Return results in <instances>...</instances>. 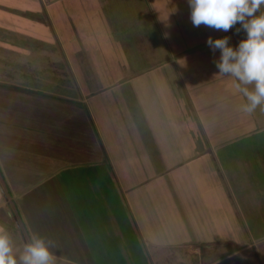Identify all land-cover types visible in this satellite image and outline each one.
Returning a JSON list of instances; mask_svg holds the SVG:
<instances>
[{"label":"rangeland","instance_id":"1","mask_svg":"<svg viewBox=\"0 0 264 264\" xmlns=\"http://www.w3.org/2000/svg\"><path fill=\"white\" fill-rule=\"evenodd\" d=\"M260 11L264 12V7ZM190 12L187 0H0V81L10 85L13 91L17 90L16 84L29 86L17 81L52 91L48 86L64 78L62 83L84 86L86 93L89 83H93V89H106L107 94L100 100L104 109L90 108L95 116L78 100L74 102L84 119L81 124L87 131L91 130V140L109 148L108 145L119 140L117 136L116 140L114 138L116 131L123 135L120 141H124L126 129H137L138 138H133L132 142L143 141L148 150L144 155L130 154V161H123L119 152L114 158L109 156L112 144L107 154L102 145H95L97 156L109 158L103 167L95 165L86 171L79 168L82 163L76 161L72 169L66 167L59 177L70 203L79 206L77 196L83 194L86 196L83 204L96 213V219L79 222L89 242L87 262L208 264L212 261L224 264L228 260L235 263L246 260V264H253L256 260L257 264H264V111L259 107L251 114L241 110L246 99L236 92L233 77L217 75L214 61L219 59L220 51L213 52L206 43L209 36L213 39L228 36L229 45L235 48L246 39V33L242 29L237 32L241 28L239 23L228 32L203 24L195 27ZM28 51L37 56L48 52L47 59L43 55L38 59L33 56L38 62L33 64H39L37 72L25 64L29 59L23 54ZM44 64L56 65V69H62V75L49 74ZM21 72L27 74L20 75ZM142 74L145 80H139ZM40 77L44 79L39 80ZM46 79L48 83L43 81ZM154 81L158 86L151 84ZM143 84L147 87L143 93L145 107L139 105ZM158 100L161 106L156 116L153 108L159 106ZM122 103L130 110L128 116L118 110ZM107 107L118 110L115 116H110L112 136L105 127L109 125L105 122ZM147 116L156 120L149 122ZM170 119L176 122L175 131L181 138L175 139L172 135L160 141L167 146L178 141L191 143V156L196 155L189 164L166 174L164 187L151 185L140 194L139 188L143 186L138 187V183L160 173L165 166L163 158L151 150L154 139H148L143 129L164 131ZM204 127L208 129V136ZM170 129L175 128L165 131ZM69 132H62L63 140L55 144L54 140L43 136L38 141L34 133L21 139L23 141L18 139L20 143L15 153L11 151L7 167L12 180L24 181L25 190L29 189V181H32L31 186L42 182L43 190L49 179L43 181L47 172L62 164L59 158L64 151L72 152L70 147L77 145L73 144L77 138L70 139ZM3 141L7 144L3 148H15L9 145V139ZM82 141L87 147L92 144L87 138ZM126 142L127 147L129 139ZM136 144L130 146L137 149ZM32 149L39 153H31ZM144 157L147 162L139 161ZM63 160L67 166V160ZM0 172H3L1 168ZM0 177L7 194H11L4 178ZM172 178L177 179V187ZM95 179H98L97 185H93ZM127 185L137 188L135 195L130 193L128 199L124 195ZM3 191L0 187V194ZM53 196L55 194L51 193L50 197ZM182 200L186 206L182 205ZM22 203L25 206L24 200ZM53 203L41 200L31 205L29 200L27 202L29 207L33 206L32 216H36L32 217L34 229L46 240L55 239V233L65 230L62 222L59 226L53 224L60 210L59 206V209L52 207ZM11 204L15 208V201ZM95 205L97 212L93 209ZM29 207H25L27 211ZM137 207L140 210L135 215ZM70 208L73 210V206ZM77 212L80 215L79 208ZM200 214L206 217L201 220ZM24 215L22 211L20 216L24 218ZM1 225L10 233L19 259L24 244L30 241L25 224L20 226L16 218L13 220L9 213H4ZM197 225L201 226V233H191ZM207 226L213 231L205 234L203 227ZM201 235L207 236L210 242L200 240ZM234 252L239 255L233 256Z\"/></svg>","mask_w":264,"mask_h":264},{"label":"crops","instance_id":"2","mask_svg":"<svg viewBox=\"0 0 264 264\" xmlns=\"http://www.w3.org/2000/svg\"><path fill=\"white\" fill-rule=\"evenodd\" d=\"M22 54H23V52H22ZM42 55L46 56V59H47L48 52L37 56L35 54L31 55V53L28 51L27 54H23L25 59H29V61L25 62V64H27V67L31 66L34 70L36 69V72H37L39 64H33V62L35 61L36 63H38L36 59L40 58ZM33 56H37L36 59L33 58ZM30 58H32V60H30ZM44 60H45V58H44ZM22 65H24V64H22ZM44 68L48 69V66L46 64H44ZM36 72H35V74H36ZM21 74H27V73L21 72L20 75ZM144 77H145V75L142 74V76H140L139 80H145V79H143ZM42 79H44V78L40 77L39 80H42ZM43 81L45 83L46 82L48 83V79L43 80ZM57 82H58V85L54 84V85H50V87L48 86V89H51L52 91H44L38 85H32V84H29V83L23 82V81H17L16 83L28 84L29 86H26V85L20 86V85L16 84L17 90L13 91L10 89V85H6V83L0 81V168L3 171L0 173H1L2 177L4 178L6 185L9 186V188H10L9 191L11 193L8 195L6 192L3 191L4 193L0 194V225L2 224L3 214L9 213L10 217L13 220H15V218L17 220V218L20 217V219L22 221H24V224L26 227V233L29 234L30 239L34 234L39 235V236L46 239V237H44V235H42V234L40 235L34 229L35 223H34V219L32 217H36V216H32L33 215V206L29 207L27 202L29 200L31 202V205H34L41 200H45L47 204L54 202L51 206L52 207L56 206V209H59V207H60V210L55 215L56 221L53 224H55L56 226H59V224L62 222L63 223L62 229H65L64 231L62 230L63 232L55 233L56 238L51 239L56 244V248L53 249V251L55 252V254L58 257V264H90V263L94 264V262H90V261L87 262V258H88L87 257V255H88L87 250H89V245H88L89 242L86 240L87 236L85 235V230L83 229V231H82L83 226L81 227L79 222H80V220H83V219L84 220H90V219L93 220V218L96 219V217H95L96 213H94L93 210L90 209V206L88 207L87 204H83L84 200L86 199V196H84L83 194H79V197L77 196L79 206L75 207L72 202H71L72 203V205H71V203L69 202L70 196L68 194H65L62 187L60 186L61 180H59V177L60 178L62 177L61 174L64 171H66V169H65L66 167L69 169H72L74 167L76 161L79 162L80 165L82 163V165L79 168H81V169L83 168L86 171H90V169L93 168L92 166L100 165L103 167V164L107 163L106 160L109 159L108 157L101 158V157L97 156L98 151H97V147L95 145H97V146L102 145V147H103V144L101 142L99 144L98 142H96L97 140H91V139H93V135L91 134V130L87 131L85 125L81 124V122L84 119L81 118V115H80L81 110H78L80 107H78V108L75 107V103L79 102V104L82 103V106L84 107V109H88V108L90 109L91 107H98V108L104 109L105 105L102 102H100V100L102 101V97L104 94H107V91H106V89H96V88L93 89L92 88L93 83L92 84L89 83L88 84L89 87L87 85V88H86L88 90V92L86 93V92H84L85 87L82 85H81L82 88H80V87H77V85H75V84H71L69 86L68 85L69 83L68 84L67 83H59V81H57ZM74 83H76V81H74ZM151 84L158 86L155 81ZM52 87H54V89H52ZM142 87H143V89H140L139 105L141 107L142 106L145 107L146 106V98L143 96V93H145L147 87L145 86V84H143ZM154 90H156V88H154ZM8 91H10V92H8ZM81 91L83 92V94H81ZM86 104H87V106H86ZM105 104L108 105L107 102H105ZM158 104H159V106L157 108H153V110L155 111L154 113H156L154 115H156V116H158V114H159L158 109L161 106L160 100H158ZM201 105H203V103ZM107 108H108V110L106 111L105 122L109 123V125L105 124V127L107 126L106 127L107 129L106 128L105 129L107 131H109L111 136H112L113 126L111 124V119H110L111 117L110 116L114 115L115 110L117 112H118V110L123 111L124 114H126V116H128L130 110L128 109L127 106H123V103H122V108L118 109V110L115 108L113 109L112 107H107ZM108 111H110V112H108ZM76 112H77V115L75 114ZM90 113L94 115V113H92L91 109H90ZM147 118H148V121L149 122L152 121V123L156 120V118H154L152 116H147ZM77 121H79V122H77ZM170 126L175 128V129H170L169 131L168 130L165 131L166 128H171ZM68 129L70 130V132ZM165 129H164V131H154V130H150L147 128L143 129V131H146V137H148V139H151V140L154 139L153 143L151 144L152 145L151 150L153 152L157 153L158 155H160L161 158H163V162H164L165 166H164V168L163 167L161 168L160 173H158V172H157V174L154 173V174H152V176H148L144 180L139 179V181L142 180V181H140V183H142V184L138 183V187L143 186V188H139V189H141L140 194H142L144 192V190H146V188L151 186V185H153L152 187H155V188L158 186L164 187V183L166 182L164 176L166 174H168L169 172H171L173 170H176L178 166L183 167L184 165L189 164L192 161V159L194 158L195 153L191 156V149H192V145L190 146L191 143H184V142L178 141V142H176L178 144H173L172 146H167V144L162 143L160 141V139H167V138L172 137V135H174L175 139L181 138L180 134L177 131H175L177 129L176 122L174 120L170 119L168 122V126L165 127ZM47 130H48V132H47ZM72 130L74 131V133L72 132ZM76 130H78L79 133L78 132L76 133ZM126 130H127L126 135L128 134V137H126V135H125L124 141H120V139L123 137V135L121 134L122 135L121 136L116 131V133L113 135H114L115 140H116L115 136L119 137V140L117 139L116 140L117 142L115 141V142L111 143L113 146L112 149L110 148L111 144L108 145L109 148L103 147L104 150L106 149L104 152L109 151L110 149L113 150L112 152H111V150L109 151V153H110L109 156L112 158L116 157L115 155L119 152L118 154L121 153V160H123V161L124 160L130 161L129 160L130 154H135V155L136 154H142V155H144V154L148 153L147 147L143 143V141H142V143L139 140L134 142L135 144L137 142V144H136L138 146L137 149L130 146V145L135 146V144L132 142V139L138 138L136 134H138L139 131H137V129L135 130V129H131V128L126 129ZM207 130L208 129H206V127H204V132H205L206 136H208ZM64 131L70 133V139L72 138V136H74V138H77L76 142L73 143V144L77 143V145H72L70 147L73 149L72 152L70 150L64 151V153H62V155L59 158V162L61 161L62 164L56 165L55 168H51V170L47 172L43 181L47 178H49V179H48L46 185L43 186V190L40 188L42 182L40 184H34L33 186H31L32 181H29V189H26V190L24 188V181H20L21 179L20 180L17 179L20 182L15 183L14 180H12V177H10V174L8 172L7 167H9V164H10L9 160H10V155L12 154L11 151H13L15 153L17 150V148H16L17 143H20V141H23L24 139L28 138V135H30L32 133H34V136L38 137L37 138L38 141H39V138H41L43 136V137L49 138V140H54V144H55V141H56V143H59V142H61V140H63L62 132H64ZM41 132H42V134H44L46 132L48 134L47 135H41ZM80 134H81V136H80ZM2 135H4V136H2ZM111 136H110V138H111ZM192 136H194V135L192 134ZM5 138L9 139V143H10L9 145H13V146H15V148H11V147L3 148L4 146L7 145L6 141H3ZM30 138H33V137H30ZM84 138L85 139L87 138L92 143L89 145V147H87V145L83 144L82 140ZM18 139H20V141H17ZM21 139H23V140H21ZM127 139H129V146L126 147V144L128 145V143L126 142ZM1 141H3L2 144H1ZM125 142H126V144H125ZM122 144L125 146H122ZM82 145H84V146H82ZM130 147L133 149H136L137 152L132 151V149L130 150ZM6 149H7V151H6ZM99 150H100L99 153H102V149L99 148ZM3 151H6V153H4ZM56 151L58 152V154L60 153V150H56ZM31 153L36 154L39 152L35 151V149L34 150L32 149ZM196 153H198V152H196ZM106 154H107V152H106ZM172 154H173V157H171ZM176 154H178L177 157H175ZM23 159L28 160L27 158H23ZM63 159L67 160V163H68L67 166H65ZM142 160H143V162H147L146 157L139 159V161H142ZM31 168L32 167H30L27 170L28 180H30L29 178L31 177V174H30ZM88 175H90L89 172H88ZM108 180H109L108 183H111L110 182L111 179H108ZM172 180L174 182L173 185L174 186L176 185V187H177V179L172 178ZM100 181L101 180H99V182ZM93 182H94L93 185H97L98 179L93 180ZM0 184L2 185L1 181H0ZM129 185L132 186L133 184H129ZM121 191H123V189H121ZM136 191H137L136 187L132 188V187H129L127 185L124 188V195L128 199V197L130 196V193L135 195ZM51 193L55 194V196H53L52 198L50 197ZM145 193H146V191H145ZM30 194H33V195L30 196ZM42 195H45V196H42ZM28 196H30V197H28ZM94 197H96V196H94ZM23 200L25 201V206L22 203ZM12 201H15L17 207L16 206H15V208L11 207ZM56 202H57V204L55 205ZM89 202H90V200H89ZM126 202L129 203V201H127V200H126ZM142 202H143V200L141 201V203ZM184 202L185 201L182 200L181 203H182V205L186 206V203H184ZM204 202L205 201L203 200L202 205H204ZM198 203H199V205H197V209H198V211H200L201 210V206H200L201 202H199V200H198ZM18 205H19V207H18ZM72 206H73V210H72V208H70ZM25 207H29V211L31 209L32 213L27 211V209ZM68 207L70 209L66 210V208H68ZM78 208L80 209V215L77 212ZM93 209H95L94 211L97 212L96 205L94 206ZM138 210H140V209L137 207V213H135V212H133V213L135 215L138 214L139 213ZM22 211L25 212L24 218L22 216H20ZM17 212H19L20 214L18 213L19 214L18 215ZM156 216L159 217L160 215H156ZM121 217H122V214H121ZM198 217L202 220L206 216L204 214H200V215H198ZM55 218H50V219H55ZM36 224H40V222H37ZM41 224L46 225L45 223H42V222H41ZM95 224L97 225L96 222H95ZM204 224L201 223V225H204ZM47 226H49V225H47ZM200 227L201 226L197 225V228L195 230H192L191 233H193V232L196 234L201 233ZM142 228H144V227L141 226V229ZM203 228H205V234H208L209 232L213 231L210 226L203 227ZM49 233L53 237L55 236L53 231L50 230ZM49 238L50 237H48L47 239H49ZM199 238H200V240H205L206 243L210 242V240L207 236L201 235ZM154 241L159 242L157 239H154ZM74 250L78 251V253L76 252V253L70 254L72 252H69V251H74ZM76 260H78V262H76ZM245 261L246 260H243V262L239 261V262L235 263V262H233V260H228V261L224 262V264H244ZM213 263H216V262L211 261L208 264H213ZM252 263L257 264L256 260H253Z\"/></svg>","mask_w":264,"mask_h":264},{"label":"clouds","instance_id":"3","mask_svg":"<svg viewBox=\"0 0 264 264\" xmlns=\"http://www.w3.org/2000/svg\"><path fill=\"white\" fill-rule=\"evenodd\" d=\"M190 7V19L195 27L205 25L215 30L228 32L236 24L246 33L234 48L229 45L230 37L207 38V45L213 52L220 51V57L214 61L217 75L234 78L236 92L242 94L246 103L241 110L253 113L258 107L264 111V0H187ZM249 85L253 88L250 90ZM54 241L34 234L24 244L19 259L14 253L13 241L8 230L0 225V264H58L53 251ZM233 256L239 253H233ZM231 259V256H229Z\"/></svg>","mask_w":264,"mask_h":264},{"label":"trees","instance_id":"4","mask_svg":"<svg viewBox=\"0 0 264 264\" xmlns=\"http://www.w3.org/2000/svg\"><path fill=\"white\" fill-rule=\"evenodd\" d=\"M55 63H56V61H55ZM55 63H53V64H55ZM47 65V64H46ZM54 67V68H53ZM57 68V66L56 65H51L50 66V64L48 65V73L49 74H53V75H62V69H56ZM65 79V78H64ZM49 81V80H48ZM62 81L63 80H61V81H59V83H62ZM54 84H57L58 85V82L56 81V80H54L53 81V83L51 84V85H54ZM0 176H2V175H0ZM0 181H1V177H0ZM7 186V185H6ZM8 187V186H7ZM2 188H3V190H4V192H6L7 193V191H6V188L2 185ZM10 193V192H9ZM19 212H17V214H18ZM19 215V214H18ZM17 221H18V223H19V225L20 226H23V224H24V222L20 219V217H18L17 218ZM27 240H28V238H27ZM29 241V240H28Z\"/></svg>","mask_w":264,"mask_h":264},{"label":"water","instance_id":"5","mask_svg":"<svg viewBox=\"0 0 264 264\" xmlns=\"http://www.w3.org/2000/svg\"><path fill=\"white\" fill-rule=\"evenodd\" d=\"M0 187L2 188V185L0 184ZM3 189V188H2Z\"/></svg>","mask_w":264,"mask_h":264}]
</instances>
